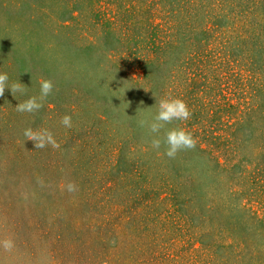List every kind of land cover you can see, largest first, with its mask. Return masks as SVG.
<instances>
[{"label":"rangeland","instance_id":"374dc122","mask_svg":"<svg viewBox=\"0 0 264 264\" xmlns=\"http://www.w3.org/2000/svg\"><path fill=\"white\" fill-rule=\"evenodd\" d=\"M5 72L0 264H264V0H0ZM164 97L191 117L150 133Z\"/></svg>","mask_w":264,"mask_h":264},{"label":"clouds","instance_id":"9594fccd","mask_svg":"<svg viewBox=\"0 0 264 264\" xmlns=\"http://www.w3.org/2000/svg\"><path fill=\"white\" fill-rule=\"evenodd\" d=\"M39 83V99L36 96H31L23 102H19L16 105L17 112L33 113L43 107L42 101H44L52 93L54 84L52 80L44 78H41ZM6 88H10L13 96L15 97L17 93L23 94L26 92V88L23 86V83L14 82L9 84L8 74L6 72L0 73V97L4 95ZM148 90L149 89H145V91ZM156 103L158 104V110L151 120L141 119L139 121L140 126H146L150 133H159L167 124L177 120L186 121L191 117V111L188 105L180 98L164 97L157 99ZM61 124L66 128H71V115L65 114L61 118ZM24 135L28 140L35 141V149H43L49 145L54 149L60 147L59 143L55 140L53 133L47 129L33 130L32 128H27L24 131ZM162 143L167 145L165 154L169 158H175L176 154L181 150L194 149L197 141L191 132L184 128L174 127L166 132L163 141L158 136H155L151 140V146L153 149H160ZM63 187L64 186L62 185V188ZM75 189V183L69 182L67 190L71 192L75 191ZM4 247L6 249H11L13 247V242L10 239L5 240Z\"/></svg>","mask_w":264,"mask_h":264}]
</instances>
